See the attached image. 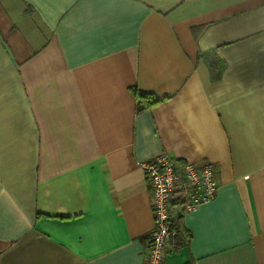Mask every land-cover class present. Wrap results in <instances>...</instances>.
Returning <instances> with one entry per match:
<instances>
[{"label":"crops","instance_id":"crops-1","mask_svg":"<svg viewBox=\"0 0 264 264\" xmlns=\"http://www.w3.org/2000/svg\"><path fill=\"white\" fill-rule=\"evenodd\" d=\"M163 152L220 184L164 264H264V0H0V264H145Z\"/></svg>","mask_w":264,"mask_h":264},{"label":"built area","instance_id":"built-area-1","mask_svg":"<svg viewBox=\"0 0 264 264\" xmlns=\"http://www.w3.org/2000/svg\"><path fill=\"white\" fill-rule=\"evenodd\" d=\"M137 165L145 174L153 215V230L143 253L145 264H164L173 239L181 235V229L175 227L178 219L217 197V167L206 160L175 161L165 152Z\"/></svg>","mask_w":264,"mask_h":264},{"label":"trees","instance_id":"trees-1","mask_svg":"<svg viewBox=\"0 0 264 264\" xmlns=\"http://www.w3.org/2000/svg\"><path fill=\"white\" fill-rule=\"evenodd\" d=\"M134 96L136 99L135 101H137V111L138 112L148 110L159 103V101L156 100V98L152 94L144 95L143 93H138L134 91ZM183 221H184L183 218L180 217L175 226L181 229V235L178 238L179 240H184V239H187L188 237L186 231L182 227Z\"/></svg>","mask_w":264,"mask_h":264}]
</instances>
